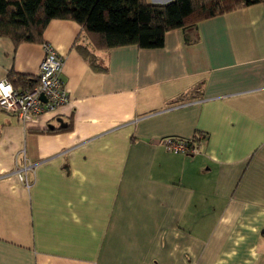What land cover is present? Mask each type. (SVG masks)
<instances>
[{
    "label": "crops",
    "instance_id": "crops-1",
    "mask_svg": "<svg viewBox=\"0 0 264 264\" xmlns=\"http://www.w3.org/2000/svg\"><path fill=\"white\" fill-rule=\"evenodd\" d=\"M43 42L69 101L27 122L0 110V264H264V4L159 49L96 51L67 20ZM43 56L0 38V81ZM197 134L196 155L165 147Z\"/></svg>",
    "mask_w": 264,
    "mask_h": 264
},
{
    "label": "trees",
    "instance_id": "trees-1",
    "mask_svg": "<svg viewBox=\"0 0 264 264\" xmlns=\"http://www.w3.org/2000/svg\"><path fill=\"white\" fill-rule=\"evenodd\" d=\"M256 4H264V0H172L166 5L147 0H0V38L14 46L43 44L48 23L67 20L80 27L96 51L128 46L159 49L169 31L192 29L201 21ZM76 49L84 53L94 70H106L86 50ZM7 80L14 89L37 84L34 78L10 73ZM199 136L193 137L196 143L204 139Z\"/></svg>",
    "mask_w": 264,
    "mask_h": 264
},
{
    "label": "built area",
    "instance_id": "built-area-1",
    "mask_svg": "<svg viewBox=\"0 0 264 264\" xmlns=\"http://www.w3.org/2000/svg\"><path fill=\"white\" fill-rule=\"evenodd\" d=\"M44 56L34 79L33 88L14 89L8 80L0 81V110L21 122H27L46 112H53L69 101L62 81L63 58L55 49L42 44ZM43 96V100H41ZM201 139L202 136H199ZM194 138L188 140L169 138L164 141L166 149L173 154L193 156L199 152ZM31 167L26 164L17 171L18 179L29 186L28 174Z\"/></svg>",
    "mask_w": 264,
    "mask_h": 264
},
{
    "label": "water",
    "instance_id": "water-1",
    "mask_svg": "<svg viewBox=\"0 0 264 264\" xmlns=\"http://www.w3.org/2000/svg\"><path fill=\"white\" fill-rule=\"evenodd\" d=\"M41 100H43V96H41Z\"/></svg>",
    "mask_w": 264,
    "mask_h": 264
}]
</instances>
